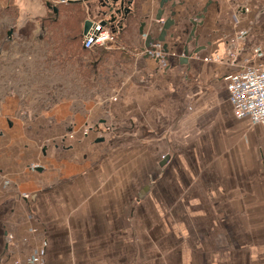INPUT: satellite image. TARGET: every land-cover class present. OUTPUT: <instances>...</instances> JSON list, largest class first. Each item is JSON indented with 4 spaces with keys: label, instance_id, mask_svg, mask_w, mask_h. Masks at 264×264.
Segmentation results:
<instances>
[{
    "label": "crops",
    "instance_id": "1",
    "mask_svg": "<svg viewBox=\"0 0 264 264\" xmlns=\"http://www.w3.org/2000/svg\"><path fill=\"white\" fill-rule=\"evenodd\" d=\"M97 1L0 0V264H264V128L234 115L225 79L264 62V30L237 21L228 0H168V52L156 41L148 57L138 28L158 34L160 0H133L108 25L116 47L84 49ZM117 55L135 72L99 100L25 102L50 96L22 84L40 65L51 82ZM116 125L134 133L109 140Z\"/></svg>",
    "mask_w": 264,
    "mask_h": 264
},
{
    "label": "rangeland",
    "instance_id": "2",
    "mask_svg": "<svg viewBox=\"0 0 264 264\" xmlns=\"http://www.w3.org/2000/svg\"><path fill=\"white\" fill-rule=\"evenodd\" d=\"M232 0H228L229 4ZM238 2H240L241 0H237ZM242 2V1H241ZM250 7L253 9V14L254 12L258 11L261 7H264V0H251ZM229 6V5H228ZM232 11V9H231ZM233 12V11H232ZM253 30H260L262 28V30H264V13L262 15H260L259 19H257L256 21H252V25ZM144 51V50H143ZM46 52V51H43ZM42 53V51H41ZM91 53V52H89ZM147 52H144V54H146ZM152 53V52H150ZM156 53V51H155ZM100 54H102L100 52ZM88 56L91 57H99L97 54H93V55H89ZM101 56V55H100ZM129 56V55H128ZM148 57L151 55H147ZM121 56L117 55L116 57H114V61L112 62H108L107 65H105L103 68L101 67V69L99 70L100 73H96L95 75H88L86 73H82L81 71H79V68H72V67H68V69L70 70H74V72H71L69 74H65L67 72H69L70 70H67L65 73L60 74V75H56L54 76L53 80L55 81H49L47 82L46 78H47V71H45V67H43L42 65H40L41 70L39 71V73H37V76H33V75H29L28 77L23 76V86L25 85V87L28 90H31L37 94H48L50 93L49 97H43V96H35L34 97H29L25 99V102L27 104H30L32 106V108L34 109H42V108H49L51 107L55 102H58L59 100H71L72 104L80 107V105H83V103L87 102V101H91V102H95L96 100H99L98 98L106 96L107 94L111 93V89L114 87L116 81H115V77L120 76H128L129 74H131L132 72H135L134 68L136 66H134L133 63V59L132 61H130V59H124V63L123 60L120 59ZM44 58V56H40L38 59V63H42L43 61H41ZM108 59V55L103 56V63H106ZM65 63H67V60H64ZM45 63L47 61H44ZM117 64V65H115ZM90 72V70H89ZM43 73V74H42ZM61 73V72H60ZM87 75V76H86ZM37 77V78H36ZM85 77V78H83ZM87 79L89 78L90 80H94L91 81L89 83H80L79 82V78H83V79ZM107 77V78H106ZM35 81L32 82L31 79H33ZM69 78L72 79H76L72 82L68 81ZM67 80V81H66ZM6 86V85H5ZM81 89H86L85 92L80 90ZM49 91V92H48ZM85 94V95H83ZM103 104H105V101H103ZM103 127V126H101ZM110 129V130H109ZM121 128H119V126H111V127H106V131H108V133H110L111 136H109V140L111 139V137H115L118 136V139L123 140V138H126L125 140H127V138L132 135V133H134L132 130H128V129H124L123 131H120ZM130 134V135H129ZM159 137V135H157V138ZM116 138V139H117ZM156 138V139H157ZM157 141H159V139H157ZM112 141H110L111 143ZM156 149V148H155Z\"/></svg>",
    "mask_w": 264,
    "mask_h": 264
},
{
    "label": "built area",
    "instance_id": "3",
    "mask_svg": "<svg viewBox=\"0 0 264 264\" xmlns=\"http://www.w3.org/2000/svg\"><path fill=\"white\" fill-rule=\"evenodd\" d=\"M239 34L242 35L243 32ZM81 44L84 49H113L117 45L113 32L107 25H103L101 20L91 22L82 35ZM254 53L256 56L261 55L258 48L254 49ZM224 62L230 63L229 60ZM225 79L234 115L238 118L249 117L252 122L260 123L264 128V62L244 64L237 71L228 73ZM27 264H43L42 256L29 257Z\"/></svg>",
    "mask_w": 264,
    "mask_h": 264
},
{
    "label": "water",
    "instance_id": "4",
    "mask_svg": "<svg viewBox=\"0 0 264 264\" xmlns=\"http://www.w3.org/2000/svg\"><path fill=\"white\" fill-rule=\"evenodd\" d=\"M133 0H98L97 1V7L98 9L96 10L97 15L102 17V24L103 25H112L115 24L116 21L120 22L122 20H124L126 17H128L130 11H131V7L130 5L132 4ZM168 0H160L159 2V8L157 9V12L155 14V20L157 22H159L160 26V30L158 32V34L156 36L151 35L150 33H146L144 31V26H145V22H140L139 24V34L141 36H144V49L146 50V56L149 54L151 55V57H154L153 53L150 52H155L156 48H154L152 46V44L156 41L161 42L162 43V50L164 52H168V47H167V43L165 42V38L167 35V30L171 27V26H175V20L172 16L175 15V11H171L170 15L167 16L164 20H163V13H164V5ZM171 6H174V3H172ZM230 7L232 9V13L233 16L235 17V19L237 21H248V24L251 26L252 25V21H256L257 19H259L260 15H262L264 13V7H261L257 12L255 11L253 14V9L250 7V4L243 0L242 2H238L237 0H232L230 2ZM96 9V8H95ZM204 15H198V17L202 18ZM162 20V22H160ZM91 22L89 19L84 21V26H83V33H85L87 31V29L90 27ZM191 23L193 24V27L190 31V36L187 39V41H189L193 34H194V28L196 25V21L191 19ZM158 23H154L153 25H156ZM113 26V25H112ZM122 27V25H118V28L120 29ZM251 27H249V29L245 30V33L243 35H241V39H245V37L247 36L248 32L250 31ZM111 31L114 33L116 30L114 27H112ZM231 46V44H230ZM149 49L151 51H149ZM199 49L196 48L193 51H191V53H196ZM182 55L180 57H178L179 62H186L189 54V48L188 45H184L182 48ZM167 159V158H166ZM164 159L162 161V163L166 160Z\"/></svg>",
    "mask_w": 264,
    "mask_h": 264
},
{
    "label": "bare ground",
    "instance_id": "5",
    "mask_svg": "<svg viewBox=\"0 0 264 264\" xmlns=\"http://www.w3.org/2000/svg\"><path fill=\"white\" fill-rule=\"evenodd\" d=\"M227 81V80H226ZM227 86V85H226Z\"/></svg>",
    "mask_w": 264,
    "mask_h": 264
},
{
    "label": "trees",
    "instance_id": "6",
    "mask_svg": "<svg viewBox=\"0 0 264 264\" xmlns=\"http://www.w3.org/2000/svg\"><path fill=\"white\" fill-rule=\"evenodd\" d=\"M88 51H90V50H88Z\"/></svg>",
    "mask_w": 264,
    "mask_h": 264
}]
</instances>
